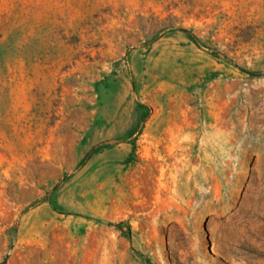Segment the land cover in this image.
I'll list each match as a JSON object with an SVG mask.
<instances>
[{
    "label": "rangeland",
    "instance_id": "1",
    "mask_svg": "<svg viewBox=\"0 0 264 264\" xmlns=\"http://www.w3.org/2000/svg\"><path fill=\"white\" fill-rule=\"evenodd\" d=\"M0 264H264V0H0Z\"/></svg>",
    "mask_w": 264,
    "mask_h": 264
}]
</instances>
